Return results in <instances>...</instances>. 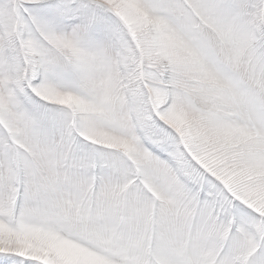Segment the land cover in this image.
I'll return each instance as SVG.
<instances>
[{
    "label": "snow or ice",
    "instance_id": "1",
    "mask_svg": "<svg viewBox=\"0 0 264 264\" xmlns=\"http://www.w3.org/2000/svg\"><path fill=\"white\" fill-rule=\"evenodd\" d=\"M0 264H264V0H0Z\"/></svg>",
    "mask_w": 264,
    "mask_h": 264
}]
</instances>
